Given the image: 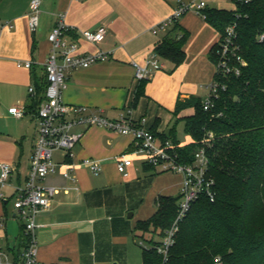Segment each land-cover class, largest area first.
Masks as SVG:
<instances>
[{
	"label": "crops",
	"instance_id": "0c3cea01",
	"mask_svg": "<svg viewBox=\"0 0 264 264\" xmlns=\"http://www.w3.org/2000/svg\"><path fill=\"white\" fill-rule=\"evenodd\" d=\"M192 1L42 0L38 29L31 33L30 0H0V162L12 167L5 186L0 187V245L8 254L22 251L21 223L12 204L17 189L26 183L37 137L35 112L31 108L33 98L28 88L45 80L44 63L50 49L47 35L58 15L65 14V24L74 31L68 39L77 43L80 54L96 51L109 54L103 62L67 71L63 102L100 112L110 120L127 116L158 140L182 149L191 143L184 133L183 119L194 110L190 106L178 107L191 97L202 100L207 95V86L216 71L208 56L220 34L193 11L182 16L175 29L167 27L154 33L152 28L170 17L179 3ZM228 1L232 3L207 0L206 8L229 9ZM100 26L107 28V34L99 44L88 43L79 36V31H93ZM181 34L186 35L181 64L174 66L157 55L159 68L142 81L134 79V64L144 66L157 45ZM17 61H31L32 67L19 68ZM139 87L141 95L135 100ZM14 106L23 108L22 118L9 114V108ZM74 131L83 132V136L73 149V157L65 160L63 152H55L54 172L42 182L56 188L58 194L37 216L38 260L42 264L136 261L131 248L139 238L135 225L127 222L134 214L127 217L129 209L124 195L137 191L143 180L157 184L165 173L145 169L146 156L129 137L99 127H76ZM140 155L141 161H133V156ZM121 156L132 159L126 177L116 169ZM84 159L97 161L101 170L91 173L82 164ZM65 172H69L70 178L64 177ZM169 174L175 177L174 183L153 192L150 198L153 208H147L149 211L142 220L155 212L158 196H173V189L179 194L181 176ZM139 260L141 264V251Z\"/></svg>",
	"mask_w": 264,
	"mask_h": 264
},
{
	"label": "trees",
	"instance_id": "16d2710c",
	"mask_svg": "<svg viewBox=\"0 0 264 264\" xmlns=\"http://www.w3.org/2000/svg\"><path fill=\"white\" fill-rule=\"evenodd\" d=\"M201 16L220 34L219 42L226 28L234 27L232 45L244 65L229 54V66L235 67L238 75H214L220 89L210 111H203L202 100L194 97L178 107L190 106L194 113L183 119L191 143L174 148L177 160L191 164L196 149L209 140L206 154L214 199L200 196L191 205L179 223L168 264H211L216 256L225 264H264V0L235 4L233 10L205 8ZM176 26L174 22L168 28ZM185 39L181 34L172 41L164 40L154 53L178 66L185 58ZM219 42L209 52L213 64L220 61ZM46 83V76L35 82L34 112ZM140 95L139 87L135 100ZM179 200V195L158 196L155 212L136 222L134 229L141 234L137 238L150 234L147 242L155 245L174 220ZM160 262L152 248L142 247L141 264Z\"/></svg>",
	"mask_w": 264,
	"mask_h": 264
},
{
	"label": "built area",
	"instance_id": "2783aa9c",
	"mask_svg": "<svg viewBox=\"0 0 264 264\" xmlns=\"http://www.w3.org/2000/svg\"><path fill=\"white\" fill-rule=\"evenodd\" d=\"M206 1L194 0L187 4L179 3L170 17L152 28V31L156 33L164 30L191 11L201 15V11L206 8ZM231 1L240 6L248 4L251 0ZM41 5L42 0H30L28 27L31 33H35L38 29ZM64 17L63 13L58 15V21L47 35V41L50 44L49 54L44 63L47 83L43 99L35 112L37 137L26 183L22 188L17 189V195L12 204L16 217L21 223L22 251L10 255L0 245V264H42L38 260L36 230L39 225L37 216L49 206L51 200L58 194L56 188L44 186L42 182L54 172L55 164L52 157L55 152H63L65 160L73 157V149L83 136V132L74 131L76 127H99L129 137L133 140L136 149L145 154L147 165L162 173H177L181 176L178 194L180 200L176 216L157 243L146 248H152L160 256V264H168L169 250L174 244L179 223L186 216L191 205L200 196H205L209 201L214 199L212 181L208 176L206 154L209 140L203 142L196 149L191 164H183L177 160V155L170 142L158 140L149 130L138 126L127 116L110 120L100 112H90L86 107L65 104L62 100V93L67 87V71L85 69L98 62H103L109 58V54L102 51L80 54L77 43L68 39V35L74 31L65 24ZM78 33L86 42L99 44L104 41L107 28L100 26L93 31L85 30ZM234 36V27H227L219 42L220 61L214 64L215 74L217 72L222 74L234 72L238 75L236 68L229 66V54L240 61L235 56V49L232 45ZM240 63L244 65L242 61ZM16 66L31 69L32 62L17 61ZM158 68L157 55L153 53L144 66L134 64V79L142 81L150 76L152 70ZM219 89V83L214 80L207 86V95L201 102L203 111L207 112L213 108V99L217 96ZM28 94L31 98L36 96L34 86L28 88ZM8 112L17 119L22 118L25 113L23 108L18 106L9 108ZM209 138H211V134H209ZM82 164L88 167L93 174H97L101 170L100 164L95 160L84 159ZM131 166L132 159L127 156H121L116 163L117 172L124 177L128 175L127 169ZM69 168L72 169L73 166L70 165ZM11 172L12 167L9 164L0 162V187L5 186ZM64 177L70 178L69 172H65ZM211 264L225 263L219 256H216L213 257Z\"/></svg>",
	"mask_w": 264,
	"mask_h": 264
},
{
	"label": "rangeland",
	"instance_id": "374dc122",
	"mask_svg": "<svg viewBox=\"0 0 264 264\" xmlns=\"http://www.w3.org/2000/svg\"><path fill=\"white\" fill-rule=\"evenodd\" d=\"M230 3V4H229ZM227 10H233L235 9V4L231 3V2H227L226 4ZM233 7V9H232ZM182 139V138H181ZM133 161L138 162L141 161L142 156H133L132 157ZM177 174V173H174ZM134 175V174H133ZM133 177V176H131ZM175 181V177H173L172 175H170L169 173H165L162 175V177L160 179H158V182L156 184L154 183H150L149 180L144 181L143 183H141L139 185V188L137 189V191H127L126 195H124V200L127 203V207H128V213H133L134 216L131 219H127V222L132 223L133 225L136 224V222L138 220H142L146 218V211H149V209H151L150 207L153 208L152 205V201H151V195L153 194V192L157 189H161V187H163L164 185H170L172 183H174ZM176 190H172V194L173 196L177 195V192H175ZM149 207V209H147ZM147 209V210H146ZM141 235L140 233H138V236ZM151 235L150 234H143L142 237L139 238V240H135V245L131 248V250L133 251V255L135 253V260L133 262H130L128 264H140V260H139V254L140 251L142 249V247L145 248H149L150 245L147 242L150 239Z\"/></svg>",
	"mask_w": 264,
	"mask_h": 264
},
{
	"label": "water",
	"instance_id": "95a60500",
	"mask_svg": "<svg viewBox=\"0 0 264 264\" xmlns=\"http://www.w3.org/2000/svg\"><path fill=\"white\" fill-rule=\"evenodd\" d=\"M127 217H128V218H131V217H132V213H128V214H127ZM112 264H117V263H112Z\"/></svg>",
	"mask_w": 264,
	"mask_h": 264
}]
</instances>
